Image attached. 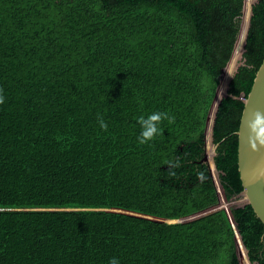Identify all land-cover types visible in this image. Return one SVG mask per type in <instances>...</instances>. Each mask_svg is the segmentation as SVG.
I'll return each mask as SVG.
<instances>
[{"label": "trees", "instance_id": "16d2710c", "mask_svg": "<svg viewBox=\"0 0 264 264\" xmlns=\"http://www.w3.org/2000/svg\"><path fill=\"white\" fill-rule=\"evenodd\" d=\"M263 58L264 0H0V264H239L232 223L264 264L249 205L204 214L203 161L210 141L225 203L241 195ZM154 112L170 119L141 145Z\"/></svg>", "mask_w": 264, "mask_h": 264}, {"label": "water", "instance_id": "95a60500", "mask_svg": "<svg viewBox=\"0 0 264 264\" xmlns=\"http://www.w3.org/2000/svg\"><path fill=\"white\" fill-rule=\"evenodd\" d=\"M229 80L230 74H228L226 71L224 80L220 86L222 87V92L225 90ZM258 114L261 117H264V58L256 72L251 90L244 101V108L242 110L239 128L236 132V135L238 137L237 165L243 187V191L241 194L245 197V204L241 207L243 208L245 207V205H249L256 217L264 225V145L260 144V142L256 139V134L252 131L251 128V125L253 124L255 117ZM213 118V116L209 117L207 136H209L211 132L214 121ZM207 143L211 144L210 141H208ZM254 144L255 147H253ZM213 155L214 152L211 151V159L213 158ZM207 157L208 154L205 153L203 161L208 163ZM213 167L214 171L217 173V178L214 179V177L212 175L211 176L213 177L214 182L218 187V193H221L218 172L216 170L214 162ZM222 202L223 204H225L224 200H222ZM218 209H225L232 223L229 210L224 208L223 205L221 208H215L211 211L205 212L204 214L213 212ZM196 217L197 216L176 222H184ZM232 228L235 234L239 264H257L250 262L248 251L244 246L242 238L233 223Z\"/></svg>", "mask_w": 264, "mask_h": 264}, {"label": "clouds", "instance_id": "9594fccd", "mask_svg": "<svg viewBox=\"0 0 264 264\" xmlns=\"http://www.w3.org/2000/svg\"><path fill=\"white\" fill-rule=\"evenodd\" d=\"M4 103V96L2 95V89H0V104ZM170 119L167 113L154 112L147 117L141 116L138 123L141 126L140 136L138 142L141 145L147 144L153 141L158 134L161 132L160 125L163 120ZM100 127L107 130V124L102 118L98 119ZM252 131L256 134V139L260 144L264 145V117L259 114L255 117L253 124L251 125ZM255 147V144L253 145ZM218 191V187H217ZM219 194V193H218ZM109 264H119L116 258H112Z\"/></svg>", "mask_w": 264, "mask_h": 264}, {"label": "rangeland", "instance_id": "374dc122", "mask_svg": "<svg viewBox=\"0 0 264 264\" xmlns=\"http://www.w3.org/2000/svg\"><path fill=\"white\" fill-rule=\"evenodd\" d=\"M242 42H243V39H242V35L240 38H238L237 40V43H236V47H235V55L233 56V59L231 61V63L229 64V67L227 68V73L228 74H231L232 70L235 68L236 66V62L239 58V52L241 51V48H242ZM238 54V55H237ZM222 87H220V90L222 91L221 89ZM211 151H212V146L211 144L207 143L205 145V153L208 154V169L211 173V175L214 177V179L217 178V173L214 171V167H213V158L211 159ZM219 196H220V204L217 208H221L222 205L224 206V208L230 210L231 208H237V207H241L245 204V197L244 195H239L237 197H234L232 198L231 202L229 204H223L222 200L223 197H222V194L219 192ZM215 209V208H214Z\"/></svg>", "mask_w": 264, "mask_h": 264}]
</instances>
